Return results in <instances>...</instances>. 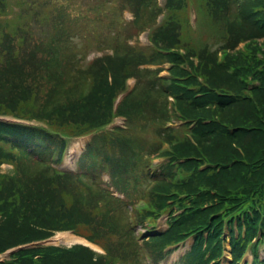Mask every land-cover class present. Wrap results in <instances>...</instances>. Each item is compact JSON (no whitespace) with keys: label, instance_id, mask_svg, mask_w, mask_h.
Returning <instances> with one entry per match:
<instances>
[{"label":"trees","instance_id":"obj_1","mask_svg":"<svg viewBox=\"0 0 264 264\" xmlns=\"http://www.w3.org/2000/svg\"><path fill=\"white\" fill-rule=\"evenodd\" d=\"M194 1L195 33L188 0H165L167 15L143 48L128 39L155 21L157 0H0V113L49 126L0 123V164L14 166L12 174L0 172V251L64 229L105 250L47 246L8 264H159L189 238L174 264H218L225 230L237 264L246 244L264 236V0ZM83 5L97 28L85 22L82 38L110 49L85 64L70 39L71 24L85 15L71 6ZM166 61L169 74L161 78ZM128 75L137 85L119 110L127 128L95 136L75 172L58 168L64 143L57 132L82 134L106 122ZM169 114L178 128H165ZM148 131L151 138H142ZM162 140L170 150L151 171L147 154ZM139 199L145 206L136 209ZM162 214L171 219L165 233L143 224ZM137 224L145 234L135 232Z\"/></svg>","mask_w":264,"mask_h":264},{"label":"rangeland","instance_id":"obj_2","mask_svg":"<svg viewBox=\"0 0 264 264\" xmlns=\"http://www.w3.org/2000/svg\"><path fill=\"white\" fill-rule=\"evenodd\" d=\"M159 2L162 3V0H159ZM71 7L75 11V14H77L80 11H83L85 13V15L83 17L76 18L77 20L75 22H73V24H71L72 28L70 27V39H71V42H72L71 46L73 47V50L78 51L80 54H83V52L86 49H87L86 50L87 52L91 51L90 54L88 55L87 60L81 61V62L85 63V62L91 60L93 57H96V56L100 55L104 51L98 50V48H96L95 43H94V41L92 39H90V38L83 39L82 38V34H84L85 31H86V25L84 24L85 22L91 24L90 26H88L87 29L94 30V28H97V27H95L96 25H93L88 20V17L90 16V12H89L90 10L88 8H86L84 5L83 6H79V7H74V6H71ZM66 12L69 14L70 17L74 16V14L71 12L69 7L66 8ZM45 13L46 12L43 11V14H45ZM123 19H124V21L130 20L131 19V14L128 11H124L123 12ZM101 27L103 28V26H101ZM108 33L109 32L105 33L104 36L108 35ZM128 41L131 42V43H137V40H136L135 36L130 37L128 39ZM141 44L142 45L146 44V42H141ZM83 46H84V48H83ZM239 46H242V44H239ZM215 47H216V45H215ZM105 51L107 52L109 50L105 49ZM85 52H84V54H85ZM150 67H153V66H150ZM178 124H179V122H177V120H176V124L175 125H178ZM150 135H151V132L148 131V132H144V134L141 135V136H143L142 138L149 139V138H151ZM147 155L149 156V158L152 157V155H150V154H147ZM66 162H67V154H65V156H64L63 162L61 164V168L63 166L65 168H67L66 167ZM70 168H72V166H70ZM9 169H10V167L7 166V165H3L2 166V171L3 172H7ZM102 177H103V179H107V174H103ZM126 177L127 176H125V175L122 176V181L124 183H125V181L127 179ZM126 182L131 185L132 184L131 178L129 177L128 181H126ZM119 191L121 192L122 189H120ZM161 218L162 219H160V221L157 222L158 223L157 224L158 225V227H157L158 229H160L162 227V220L165 218V216L163 215ZM138 229H139V227H137V230ZM142 232H143V230H142ZM188 245H189V241L185 245H183L180 250L172 252L171 254H169L160 263L161 264H171L173 261H175L177 259V257L179 256L180 253H182L185 249H187ZM261 252L264 254V245L261 247ZM226 257H228L227 254H226Z\"/></svg>","mask_w":264,"mask_h":264},{"label":"bare ground","instance_id":"obj_3","mask_svg":"<svg viewBox=\"0 0 264 264\" xmlns=\"http://www.w3.org/2000/svg\"><path fill=\"white\" fill-rule=\"evenodd\" d=\"M60 235H64L63 240L66 241V242H70V241L79 239V238H75V237L68 236V235H65V234H60ZM79 240H81V239H79Z\"/></svg>","mask_w":264,"mask_h":264}]
</instances>
